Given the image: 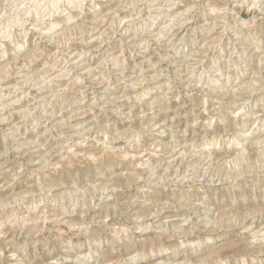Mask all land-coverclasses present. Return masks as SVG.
<instances>
[{
  "label": "rangeland",
  "instance_id": "374dc122",
  "mask_svg": "<svg viewBox=\"0 0 264 264\" xmlns=\"http://www.w3.org/2000/svg\"><path fill=\"white\" fill-rule=\"evenodd\" d=\"M0 264H264V0H0Z\"/></svg>",
  "mask_w": 264,
  "mask_h": 264
},
{
  "label": "bare ground",
  "instance_id": "6f19581e",
  "mask_svg": "<svg viewBox=\"0 0 264 264\" xmlns=\"http://www.w3.org/2000/svg\"><path fill=\"white\" fill-rule=\"evenodd\" d=\"M23 12V11H22ZM145 32V31H144ZM55 68V67H54ZM144 81V80H143ZM2 95V94H1Z\"/></svg>",
  "mask_w": 264,
  "mask_h": 264
}]
</instances>
